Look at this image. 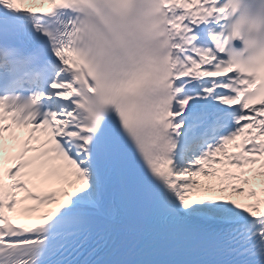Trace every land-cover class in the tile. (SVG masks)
Masks as SVG:
<instances>
[{"label":"snow or ice","instance_id":"1","mask_svg":"<svg viewBox=\"0 0 264 264\" xmlns=\"http://www.w3.org/2000/svg\"><path fill=\"white\" fill-rule=\"evenodd\" d=\"M0 264H264V0H0Z\"/></svg>","mask_w":264,"mask_h":264}]
</instances>
